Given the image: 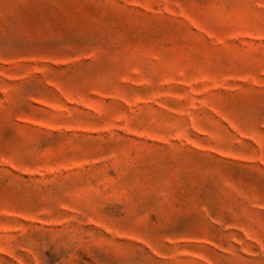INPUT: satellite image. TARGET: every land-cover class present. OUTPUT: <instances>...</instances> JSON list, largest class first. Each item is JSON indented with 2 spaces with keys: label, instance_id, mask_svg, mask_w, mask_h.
Instances as JSON below:
<instances>
[{
  "label": "rangeland",
  "instance_id": "obj_1",
  "mask_svg": "<svg viewBox=\"0 0 264 264\" xmlns=\"http://www.w3.org/2000/svg\"><path fill=\"white\" fill-rule=\"evenodd\" d=\"M0 264H264V0H0Z\"/></svg>",
  "mask_w": 264,
  "mask_h": 264
}]
</instances>
